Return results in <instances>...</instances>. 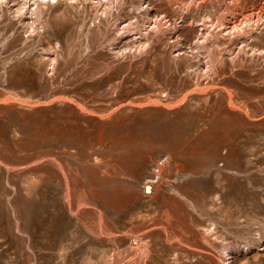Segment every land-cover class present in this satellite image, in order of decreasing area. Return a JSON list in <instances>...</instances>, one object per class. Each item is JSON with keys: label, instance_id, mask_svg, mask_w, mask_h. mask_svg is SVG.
I'll return each instance as SVG.
<instances>
[{"label": "rangeland", "instance_id": "374dc122", "mask_svg": "<svg viewBox=\"0 0 264 264\" xmlns=\"http://www.w3.org/2000/svg\"><path fill=\"white\" fill-rule=\"evenodd\" d=\"M0 264H264V0H0Z\"/></svg>", "mask_w": 264, "mask_h": 264}]
</instances>
